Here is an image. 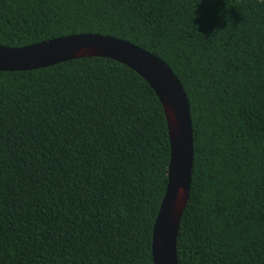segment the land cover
I'll return each mask as SVG.
<instances>
[{
	"label": "trees",
	"instance_id": "trees-1",
	"mask_svg": "<svg viewBox=\"0 0 264 264\" xmlns=\"http://www.w3.org/2000/svg\"><path fill=\"white\" fill-rule=\"evenodd\" d=\"M80 34L159 57L187 96L179 264H264V3L0 0V46ZM169 161L163 109L126 66L0 72V264H152Z\"/></svg>",
	"mask_w": 264,
	"mask_h": 264
},
{
	"label": "water",
	"instance_id": "water-1",
	"mask_svg": "<svg viewBox=\"0 0 264 264\" xmlns=\"http://www.w3.org/2000/svg\"><path fill=\"white\" fill-rule=\"evenodd\" d=\"M83 58H102L135 72L154 92L163 109L170 161L165 195L151 239L152 264H179L176 252L193 168V129L187 96L172 70L159 57L125 40L80 34L22 48L0 46V72H26Z\"/></svg>",
	"mask_w": 264,
	"mask_h": 264
},
{
	"label": "clouds",
	"instance_id": "clouds-1",
	"mask_svg": "<svg viewBox=\"0 0 264 264\" xmlns=\"http://www.w3.org/2000/svg\"><path fill=\"white\" fill-rule=\"evenodd\" d=\"M261 3H264V0H260Z\"/></svg>",
	"mask_w": 264,
	"mask_h": 264
}]
</instances>
